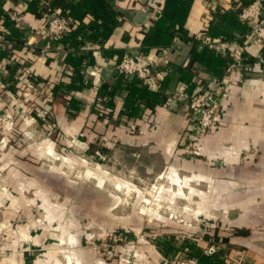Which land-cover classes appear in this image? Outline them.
<instances>
[{"label":"crops","instance_id":"crops-1","mask_svg":"<svg viewBox=\"0 0 264 264\" xmlns=\"http://www.w3.org/2000/svg\"><path fill=\"white\" fill-rule=\"evenodd\" d=\"M29 1L3 0L1 5L6 16H0V51L12 53L10 59L0 55V139L7 145L0 146V161L6 163L0 178L6 189L0 192V224L32 221L29 207L39 204L47 205L41 207L47 224L33 223L32 233L27 230L29 223L12 229L1 248L0 264H93L95 254L84 246L86 230L71 232L73 225L66 229L58 221L63 204H68L75 218L87 222L95 217L102 230L108 222L125 227L145 223L136 210L102 218L105 212L99 202L96 214L90 213L88 201L75 203L72 199V188L78 189L80 182L67 178L62 165L56 167L45 160L54 152L71 156L68 147L73 145L91 156L95 144L97 155L110 149L140 152L159 158L165 166L197 174L211 192L197 211L185 215V224L172 226L180 227L181 233L199 234L194 239L201 248L210 242L204 234L216 229L223 237L221 247L229 251L227 264H264V42L243 38V28L224 23L220 16L236 10L242 0H193L185 24L192 39L175 40L170 48L156 53L162 68L170 69L159 86L150 85L157 97H144L129 105L126 85L132 78L125 76L123 82L120 73L113 72L125 52H140L145 33L161 14L162 5L157 4L163 0H156L155 6L149 0H110V6L122 13L120 23L106 40L86 41L81 46L89 59L84 60L80 82L76 69L66 60L72 50L39 35L45 17L30 12ZM144 9L148 12L142 21L137 20ZM261 17L264 19V11ZM92 20L88 15L84 22ZM208 39L226 46L225 52L219 51L229 60L222 75H213L203 62L192 58L194 47L197 52L215 50L205 43ZM241 46L246 49L245 61L231 65ZM95 66L101 71L93 73ZM104 68L110 75H102ZM27 76L46 82L27 84ZM222 76L229 80L222 115L204 141L202 156H186L177 142L186 130L189 97L205 84L208 89L216 88L214 78ZM10 115L13 123L9 124L6 116ZM12 204L21 208H6ZM146 213L149 221L159 215L167 220L161 214ZM69 233H73V243ZM62 239L68 245L62 247ZM154 247V257L162 261L165 256L160 246L156 243ZM136 249L126 245L124 251Z\"/></svg>","mask_w":264,"mask_h":264},{"label":"rangeland","instance_id":"rangeland-1","mask_svg":"<svg viewBox=\"0 0 264 264\" xmlns=\"http://www.w3.org/2000/svg\"><path fill=\"white\" fill-rule=\"evenodd\" d=\"M6 120L9 124L13 123V115L6 116ZM8 128L11 131L12 125ZM56 144L65 147V144L59 140H56ZM0 146L3 147L1 141ZM97 146L96 144L93 146L91 156L73 145L68 147L72 154L67 151L71 156L56 155L54 152L48 159L45 158L48 164L56 167L62 165L67 178L80 182L78 189L72 188V199L75 203L88 201L90 213L96 214V203L99 202L102 203L99 207L102 206L105 212L102 218H112L113 214L129 213L132 210L138 211L145 218V223L139 227H125L115 221L108 222V226L102 230L95 217H90L87 222L75 218L70 214L68 204H63L62 216L58 217V221L66 229L69 224L73 225L74 228H69L71 232H74V229L86 230L88 234L84 246L95 254L92 259L93 264H162V261L154 257V254H157L154 246L159 240L170 239L173 244H178L187 238L194 240L198 237L199 234L194 236L181 233L180 227L172 224H185V215L197 211L200 203L207 200L211 188L206 181L201 180L202 178L196 176L197 174L184 173L177 167L165 166L159 158L148 157L140 152L132 154L124 150L116 152L110 149L105 152L100 151V155H97L95 151L99 150ZM5 168L6 163L0 161V178L4 176ZM1 184L0 192H6ZM80 184H83L84 188H81ZM30 194L33 192L30 191ZM10 207L21 208L18 204L6 205V208ZM41 207L44 205L29 207L32 221L22 219L11 222L10 226L5 224L2 227L0 224L1 232L6 231L8 236L12 233V229H20L26 223H29L27 230L31 233L34 229L33 223L41 227L45 226L47 221L41 216L45 214ZM20 212L22 214V209ZM146 212L161 214L167 220L162 221L159 215L158 218L149 221V214ZM72 234L69 233L67 237H72ZM70 242L73 243V237ZM60 243L62 247L68 245L65 239L60 240ZM126 245L136 246L137 249L125 252ZM146 246L148 248H145Z\"/></svg>","mask_w":264,"mask_h":264},{"label":"trees","instance_id":"trees-1","mask_svg":"<svg viewBox=\"0 0 264 264\" xmlns=\"http://www.w3.org/2000/svg\"><path fill=\"white\" fill-rule=\"evenodd\" d=\"M193 0H163L157 5H162L161 14L157 17L149 30L145 33L142 42L141 50L138 54L146 55L157 53L170 48L175 40L188 41L192 39L188 30L185 27L186 20L189 15ZM254 0H242V4L234 11L221 12L220 16L224 23L234 27H241L242 37L245 38L249 33V27L242 23L239 14L243 8L249 6ZM3 0H0V16H6L1 8ZM29 11L34 13L36 17H45L50 14L57 7L61 8L63 15L69 17L72 21V30L62 35L59 38H50L57 41L63 48L72 52L68 53L67 63L76 69L77 80L80 82L81 69L86 65L84 60L89 59V54H84L80 51L81 46L86 42L94 43L96 41L106 40L120 23L118 16L121 12L115 10L110 6V0H79L72 2L70 0H30ZM91 15L93 20L91 22H84L86 16ZM214 33H220L218 28H212ZM17 34V33H16ZM225 34V33H224ZM226 36V35H225ZM225 39L232 40L231 36H226ZM18 42L21 40H17ZM77 50V51H76ZM76 51V52H75ZM12 51H0V55L7 54L9 58ZM91 56V55H90ZM192 58L203 62L212 74L222 75L228 67L229 60L222 56V53L217 50L204 49L202 52H197L195 47L192 51ZM10 59V58H9ZM121 79L126 81L125 75L121 74ZM32 76H27L31 78ZM169 77V76H168ZM184 77L187 78V76ZM26 78V79H27ZM167 78L166 80H168ZM40 82L44 83L46 80ZM76 82V81H74ZM45 90L47 85H44ZM127 104H135L144 97L156 98L157 93L152 91L150 85L146 84L141 78L134 76L131 82L126 85ZM103 100V99H102ZM101 100V101H102ZM206 239L218 245V248L213 254H205L203 249L198 245L194 239L187 238L178 244H173L170 239L159 240L157 243L165 257L174 255L177 251L182 254L194 257L198 264H227L228 248H222V235L218 234L215 229L213 232L204 234Z\"/></svg>","mask_w":264,"mask_h":264},{"label":"built area","instance_id":"built-area-1","mask_svg":"<svg viewBox=\"0 0 264 264\" xmlns=\"http://www.w3.org/2000/svg\"><path fill=\"white\" fill-rule=\"evenodd\" d=\"M264 11V0H254L249 6L243 8L239 14L240 20L249 27L247 38L255 40L259 43L264 42V19L262 13ZM42 26L39 28V35L42 38H59L72 30V21L69 17L62 14L61 11L54 9L50 14L46 15ZM205 43L212 49L217 51H226L223 42L208 39ZM65 49V48H64ZM246 49L241 46L238 57L231 65H241L245 61ZM159 57L156 53L146 55L125 52L121 60L117 64L119 73L126 77L137 76L146 84L159 86L161 80L170 71L169 68L163 69L160 65ZM101 68L95 66L92 72H100ZM217 79V86L214 89H208L205 84L202 91L191 94L189 97V111L186 118V130L177 142L182 153L189 157L198 158L202 156V148L206 137L212 132L214 126L218 123L222 115L224 100L229 96V80L226 76ZM39 80L36 77L27 78L25 83L35 84ZM3 146H6L5 139L0 140ZM2 228H0V232ZM7 239L6 231L0 234V247L2 248ZM218 245L209 242L203 251L205 254H213L216 252ZM162 264H198L194 257H189L178 251L174 255L164 257Z\"/></svg>","mask_w":264,"mask_h":264},{"label":"water","instance_id":"water-1","mask_svg":"<svg viewBox=\"0 0 264 264\" xmlns=\"http://www.w3.org/2000/svg\"><path fill=\"white\" fill-rule=\"evenodd\" d=\"M155 2H156V0H149V5H151V6H155ZM147 12H148L147 9H144V11L140 12V13L138 14V16H137V20L142 21V19H143V17H144V14H146ZM110 73H111V72H109V71L106 70L105 68L102 70V75L105 76V77L108 76V75H110ZM113 73H114V74L118 73V70H115Z\"/></svg>","mask_w":264,"mask_h":264},{"label":"bare ground","instance_id":"bare-ground-1","mask_svg":"<svg viewBox=\"0 0 264 264\" xmlns=\"http://www.w3.org/2000/svg\"><path fill=\"white\" fill-rule=\"evenodd\" d=\"M177 182H179V180Z\"/></svg>","mask_w":264,"mask_h":264}]
</instances>
